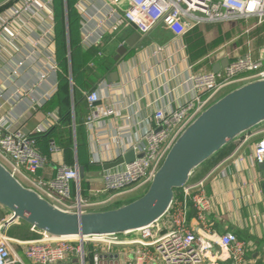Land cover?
<instances>
[{
	"label": "crops",
	"instance_id": "crops-1",
	"mask_svg": "<svg viewBox=\"0 0 264 264\" xmlns=\"http://www.w3.org/2000/svg\"><path fill=\"white\" fill-rule=\"evenodd\" d=\"M3 1L0 3V123L5 130L20 131L25 136L44 134L60 123L58 111H42L46 101L59 88V73L53 69L55 64L57 66L54 17L53 21L50 18L43 23L36 19L37 14L33 17L29 14L22 21L3 29L1 24L11 16L13 8L3 5ZM79 1L75 8L81 16L80 43L84 62L94 68L89 62L96 56L97 51H93L96 48L100 50L99 54H104L115 64L93 89L98 92L102 105L112 107L116 113L114 116L101 115L97 122L86 128L88 157L94 165L92 169L85 170L80 166L77 152L73 153L72 167L83 169L80 172L82 196L94 203H103L98 207L101 209L136 200L147 189L146 184L113 197L104 193L93 196L88 191L90 188L102 190L103 174L118 172L126 164L110 166L119 162L132 148L146 145L143 136L154 126L149 117L160 110L171 113L189 101L194 95L189 81L193 74L213 72V67L224 60L232 62L248 54L255 60L264 59V24L259 25L256 19H249L202 25L181 39L163 25L141 35L136 27L124 22L120 26L106 23L102 32L96 27L98 20L106 18L111 11L123 14L129 8L128 2L86 0L77 8ZM52 12L54 15L53 4ZM47 29L52 30L50 35H46ZM87 32L92 33L89 46L83 40ZM135 33H139L140 38L134 48L116 62L118 49ZM21 61H24L23 68L14 74ZM114 73L116 77L108 81V76ZM43 75L46 78L42 80ZM262 137L264 126L232 142L198 168L189 184L195 186L205 181L204 192L211 200L207 215L211 230L219 234H236L245 241L250 264H264V174L253 159L254 148ZM53 143L51 141L50 144ZM57 149L60 151L58 154L52 152L46 141H42L40 152L46 164L38 173L40 178L51 180L58 166L66 163L63 151ZM189 206V225L197 230V212L192 203ZM34 235L32 237H38ZM114 252L121 264H134L138 253L136 246L116 247Z\"/></svg>",
	"mask_w": 264,
	"mask_h": 264
},
{
	"label": "built area",
	"instance_id": "built-area-1",
	"mask_svg": "<svg viewBox=\"0 0 264 264\" xmlns=\"http://www.w3.org/2000/svg\"><path fill=\"white\" fill-rule=\"evenodd\" d=\"M84 1L80 0L76 7ZM126 1L129 8L123 14L111 11L106 18L98 20L97 29L104 32L106 23L120 26L124 22L136 27L141 35H147L157 25H163L172 35L181 39L202 25L249 19H256L259 25L264 24V0ZM52 4L53 0H4L3 5L13 8L11 16L1 25L6 29V26L15 25V22L22 21L29 14L32 17L37 14L36 19L43 23H47L50 18L53 21ZM51 31L47 29L46 35H50ZM91 37V32L84 35L86 45ZM23 65L24 61L19 62L14 74ZM53 69L58 71L56 64ZM41 78L43 80L46 75ZM260 79H264V59L255 60L251 54L233 60L228 68L219 73L193 74L189 79L194 89L192 98L171 113L160 110L150 116L149 120L154 126L143 136L146 145L131 150L135 153V161L125 163L126 166L118 172L104 173L102 190L90 188L89 193L93 196L112 194L113 197L126 190L149 185L176 137L194 117L224 90ZM85 98L90 109L88 127L97 122L101 115L114 116L116 113L112 107L102 105L97 91L87 93ZM52 152L60 153L54 144ZM253 159L256 164L264 163V137L257 142ZM0 162L25 186L34 189L64 211H84L103 204L82 196V178L78 166L60 164L51 180L40 178L38 173L45 167L46 159L39 154L35 138L25 136L20 131L5 130L1 123ZM204 184L205 181H201L195 186L183 188L184 198L176 199L170 214L159 225L143 229L133 239H65L31 232L38 237L25 241L5 232L6 219L0 218V264H121L114 249L123 246L137 247L134 264H250L247 258L249 248L245 241L236 234H219L211 230L207 221L211 200L204 192ZM189 203L197 212V230L189 225Z\"/></svg>",
	"mask_w": 264,
	"mask_h": 264
},
{
	"label": "water",
	"instance_id": "water-1",
	"mask_svg": "<svg viewBox=\"0 0 264 264\" xmlns=\"http://www.w3.org/2000/svg\"><path fill=\"white\" fill-rule=\"evenodd\" d=\"M140 38L135 33L117 51L115 61L134 48ZM230 66L227 59L213 67L219 73ZM116 73L108 76L114 79ZM264 126V79L233 87L214 101L176 137L166 158L140 198L114 207L62 210L25 186L0 162V208L8 216L4 231L20 224L30 232L54 238L131 239L143 229L159 225L177 199V190L189 186L193 174L232 142L239 141ZM129 151L119 162L135 161ZM264 174V163L258 164ZM83 172V169L80 170ZM264 193V178L262 183Z\"/></svg>",
	"mask_w": 264,
	"mask_h": 264
},
{
	"label": "trees",
	"instance_id": "trees-1",
	"mask_svg": "<svg viewBox=\"0 0 264 264\" xmlns=\"http://www.w3.org/2000/svg\"><path fill=\"white\" fill-rule=\"evenodd\" d=\"M76 3L77 0H53L59 88L57 93L46 101L42 111H58L60 123L44 134L31 136L37 141V149L42 157V141H46L50 149V143L53 141L54 146L63 151L67 165L73 166V153L76 151L79 165L85 170H90L94 166L88 157L86 130V118L90 115V109L84 93L94 91L99 80L104 78L115 64L104 54H99L100 50L96 48L93 49L94 52L97 51L96 56L89 62L94 68L84 62L80 43L81 16L75 8ZM176 194L177 199H183L182 190H177ZM11 235L14 236L12 232Z\"/></svg>",
	"mask_w": 264,
	"mask_h": 264
},
{
	"label": "rangeland",
	"instance_id": "rangeland-1",
	"mask_svg": "<svg viewBox=\"0 0 264 264\" xmlns=\"http://www.w3.org/2000/svg\"><path fill=\"white\" fill-rule=\"evenodd\" d=\"M1 2L2 0H0V3ZM6 216H8L6 211L0 208V217H6ZM11 232L14 234V237L21 239V240L29 241V240L35 239L34 237H32V235H29L31 234V232L26 230V228H24V226H21L20 224H16L12 226L9 232L10 235H11Z\"/></svg>",
	"mask_w": 264,
	"mask_h": 264
}]
</instances>
